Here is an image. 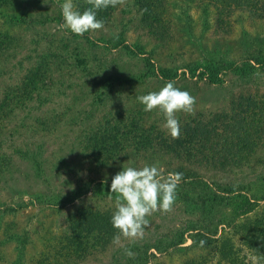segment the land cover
<instances>
[{"label":"rangeland","instance_id":"374dc122","mask_svg":"<svg viewBox=\"0 0 264 264\" xmlns=\"http://www.w3.org/2000/svg\"><path fill=\"white\" fill-rule=\"evenodd\" d=\"M80 1L74 0L79 9ZM164 2L160 22L141 25L145 6L138 8L135 0H126L112 7L102 30L83 36L61 27L57 0H17L0 12V32L14 38L8 59L0 61V101L18 86L25 90L23 100L13 102L9 110L4 108L0 119V264H101L109 260L113 249L131 240L121 237L114 243L117 230L111 216L116 201L101 195L104 186L98 179L110 187L122 167L156 164L165 174L171 169L184 174L194 167L208 181L218 183L252 178L250 172L264 171V19L251 10V4ZM162 23V33H155V24ZM117 34L122 43L114 48L99 40ZM145 58L151 61L153 73L144 64ZM212 61L225 66L218 73V83L202 75L203 66ZM43 64L46 80L30 91L22 82L32 68ZM241 64H248L249 69L240 75L233 69ZM192 65L197 67L193 76L186 69ZM158 67L175 70V77L160 76ZM167 81L196 98L194 114H176L181 125L178 139L170 136L158 109L145 112L137 99ZM118 116L125 124L121 130L143 120V130L164 147L162 152L141 156L129 146L98 165L99 151L86 159V144L107 145L94 134L103 132L106 124L112 127ZM207 124L217 128L220 138L231 140L230 144L232 131L244 128L241 140L228 146L233 153L223 155L236 169L212 174L205 167L210 162L205 146L214 142L203 137ZM128 131H123L119 144L114 140L112 144H132L131 138L125 139ZM183 141L181 154H176L173 150ZM250 148L255 151L247 152ZM201 179H194L195 184L201 185ZM257 180L251 191L260 196L264 177ZM79 184H86L88 190L71 202L62 206L43 202L72 193ZM202 186L187 194L199 193ZM198 215L176 198L171 212L157 211L147 217L150 223L143 239L150 241L155 235L168 242L175 229ZM232 215L227 205L211 211L206 226L214 231V241L208 247H184L190 242L184 237L182 244L163 253L151 250L154 256L144 264H263L264 200L245 215L230 220ZM15 234L24 242L14 240ZM65 252L70 256L64 258Z\"/></svg>","mask_w":264,"mask_h":264},{"label":"trees","instance_id":"16d2710c","mask_svg":"<svg viewBox=\"0 0 264 264\" xmlns=\"http://www.w3.org/2000/svg\"><path fill=\"white\" fill-rule=\"evenodd\" d=\"M17 0H0V12L3 10L4 7L11 5L13 2ZM26 1V0H24ZM216 2L222 3L225 7L230 6V4L236 3L240 4L241 6H250L251 10L256 11L258 16L262 19H264V0H214ZM164 0H135L136 5L139 8V5L143 4L145 6L146 11H142L140 15V23H145L146 25H151L152 23L158 21L160 22V19L162 21V13L165 12L163 7ZM165 3V2H164ZM226 3V4H225ZM89 5L86 4V0L80 1V10L83 11L84 8L88 7ZM112 12V7H109L103 12L98 13V18L105 20L109 13ZM14 19L13 15H10V20ZM107 21V20H106ZM164 21V20H163ZM163 26V23L161 25L155 24L154 32L155 33H162L161 28ZM88 41V38H85ZM104 44L108 45L106 47L114 48L120 43H122L121 36L117 34V36L109 35L107 37H101L99 38ZM14 42V38L0 32V61L7 60L8 55L10 52H12V46L11 43ZM130 51L131 49L128 48ZM134 53V52H133ZM151 61L149 58H145L144 64L148 67L149 73H153ZM262 62V60H261ZM227 65H231V63H228ZM248 65V64H247ZM247 65H237L233 70L235 72H238L240 75L244 73V71H247L249 68ZM39 66V65H38ZM197 67L187 66V72L193 76L195 74V69ZM225 68V66H222L220 62L212 61L203 66L202 75L206 77V80L210 83H218L220 81V78L218 77L219 71H222ZM158 73L160 76L168 79H172V77H175V70H172L170 68H161L158 67ZM30 76H27V79L24 80L22 83H24L26 88H29L30 91H35L38 87L42 86L43 81L46 80V66L41 65L40 67H34L30 71ZM183 74V72H182ZM22 86H18L14 89V92L11 93V95H8L7 97L3 96L4 98L2 101H0V119L2 118V115L4 114V108L8 107L11 108V106L14 103H19L18 101H22V95L25 93V90L21 89ZM32 93V92H31ZM197 120V119H196ZM143 121V120H142ZM140 120V125L132 121L133 124L130 122V126H134V128H127L125 130H129L126 135V141L128 139H132V144H126L125 146H117L112 144V140L114 142L116 141L119 144V138L121 139V136L125 135V130H121V128L125 125L123 124L120 116H118L117 120L113 124L112 127H110L109 124H106V129L102 130L103 132H99V135L96 133L94 135L101 136L102 137V143H106L107 145H104L103 147H93L92 143L86 144L88 145L85 149V157L86 159H90L93 153H97L98 157L97 160L101 164L103 163V159L109 157H113L116 152H126L127 148L129 146L131 147L132 151L134 153H138L139 155H145L147 152L149 155L154 156L158 155L162 152L164 149L163 146L159 142H156L154 139V136H152L151 133L146 132L143 126V122ZM199 122V121H198ZM138 126V129L136 126ZM207 129H203V137L208 139L209 141L212 139L214 142L211 145V143L206 144L205 148L209 150L210 157L207 161V164H205L208 171H212L211 173L214 174V172H225L224 169H229L232 171V169H236L237 167H232L228 165L223 160V157L225 154H228L232 152V150L228 149V146H233L234 142H239L242 138V135L244 134L243 130L244 128L241 127L239 130H233V143L230 144L232 141L227 140L225 138H220L216 133L217 128H212V125L207 124ZM107 127H110L107 129ZM238 127V126H237ZM236 127V128H237ZM91 135V134H88ZM87 135V136H88ZM87 139V138H86ZM224 139V140H222ZM235 139V140H234ZM88 140H90L88 138ZM87 140V141H88ZM109 140L110 143H109ZM222 141V142H221ZM235 142V144H236ZM100 143V142H99ZM115 144V143H114ZM184 141L182 144L175 148L173 151L177 154L180 153L179 151L181 148H183ZM234 144V145H235ZM95 145V144H94ZM163 147V148H162ZM213 148V149H212ZM99 149V150H97ZM238 150V149H237ZM95 151V152H94ZM177 151V152H176ZM255 151L253 148H250L247 150V152ZM234 152H236L234 150ZM233 153V152H232ZM25 154V153H24ZM224 155V156H223ZM147 156V155H145ZM222 157V158H221ZM27 158L30 161H33L34 157L30 156L28 154ZM188 159V158H187ZM191 160V159H190ZM193 161V160H192ZM206 161V162H207ZM132 167H135L134 165H131ZM136 168H138L136 166ZM120 171V170H118ZM182 172L181 169L179 170H167L166 172ZM187 172L184 173V180L181 182L177 189V200H182L183 205L185 206V209L188 211H194V213H198L199 217L198 219H194L191 221H187L184 226L175 229L174 231V237L168 242L166 241V238H162L163 236H150L149 238L145 239H138L135 242L129 241L128 243H123V245H120L119 247H116L115 250L109 260L105 262H101V264H144L147 262V259L150 255L154 256V251L157 253H163L167 251L168 249L175 248L179 246V244H182L184 241V237L189 238L190 242L189 244L185 245L184 247L187 248H205L208 247L214 240V232L212 229H208L206 226V221H209V215L211 211L216 207H221L223 205H227L228 208H230L231 213L233 214L230 218H236L238 216L245 215L248 212H251L256 208L259 201L264 200V192L257 196L254 191H251L252 186L256 184L257 179H260L261 176L264 177V171L258 170V173L250 172L252 173V178H246L242 179L240 181L235 180H227L223 181L221 183L215 182L217 180H211L208 181L207 178H204L201 174L199 169L190 167L186 170ZM230 171V172H231ZM228 172V171H227ZM201 177L204 178V181L201 179ZM244 178V177H242ZM201 179L202 183V190L198 193H196L193 196H189L187 193L190 191V189H195V187H201V185L195 184L196 180ZM105 180H99L98 182L103 184V188L100 192L103 196H110L111 199H115V194L110 193V187L109 185L105 184ZM254 183V184H253ZM261 183V182H260ZM197 185V186H196ZM257 185V184H256ZM262 190L264 191V182L261 184ZM258 187V186H257ZM87 185L86 184H79L75 190H71L72 193H68L65 196H60V198L55 197L56 200H52L49 197L43 200L44 203L47 204H54L58 206H62L64 204H67L68 202H71L73 199L77 198L79 195L85 194L87 192ZM179 194V195H178ZM181 195V196H180ZM82 218L78 220V223L81 224ZM263 227H264V220L262 219ZM105 228V227H104ZM105 230V229H104ZM104 230L102 233L104 234ZM185 234V235H184ZM14 240H18L20 243L24 242V238L20 237L18 235H12ZM10 237V238H11ZM164 239V240H163ZM215 239V238H214ZM148 240V242H147ZM264 240V239H263ZM203 242V244H201ZM215 247V245H213ZM129 248L134 253V258H130L124 253V249ZM112 250V251H113ZM153 252H152V251ZM66 255H63L64 258H67L70 256V252H65ZM60 255V254H59ZM123 259V262L121 261ZM262 261L264 262V254L261 257ZM264 264V263H263Z\"/></svg>","mask_w":264,"mask_h":264},{"label":"clouds","instance_id":"9594fccd","mask_svg":"<svg viewBox=\"0 0 264 264\" xmlns=\"http://www.w3.org/2000/svg\"><path fill=\"white\" fill-rule=\"evenodd\" d=\"M61 8L63 22L61 27L71 33L83 36L86 32L102 30L104 20L98 13L109 7L124 5L126 0H86L88 7L81 11L74 0H57ZM145 9L144 11H146ZM138 101L145 112L158 109L165 118V127L173 139L181 135L178 112L195 113L196 98L187 90H182L174 81H167L159 90L141 95ZM184 180L182 172L165 174L156 164L141 168L122 167L111 179L110 193L115 194L116 207L111 216V224L117 230L113 237L119 243L121 237L135 242L142 239L150 221L147 217L154 212L172 211L177 198V189ZM203 244V242H201ZM125 255L134 258L129 248Z\"/></svg>","mask_w":264,"mask_h":264}]
</instances>
